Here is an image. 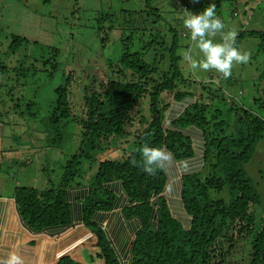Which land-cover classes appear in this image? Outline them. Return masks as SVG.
<instances>
[{
    "label": "trees",
    "instance_id": "1",
    "mask_svg": "<svg viewBox=\"0 0 264 264\" xmlns=\"http://www.w3.org/2000/svg\"><path fill=\"white\" fill-rule=\"evenodd\" d=\"M151 2L108 0L107 10L94 12L84 26L93 31L92 40L81 53L86 50L102 60H88L76 69L62 63L64 53L57 47L0 33L8 41L5 55H0V141L6 128L15 144L0 149V156L14 153L6 165L0 157V177L9 175L10 164L23 156L22 164L28 165L37 153L42 159L49 151L65 155L73 123L81 141L60 167L44 170L46 188L15 185L13 198L28 231L66 232L80 205L81 223L99 249L87 264H119L98 216L122 205L123 218L139 223L129 243V264H264V164L257 160L264 117L228 103L223 93L219 97L222 88L217 85L214 90L201 87V97L194 98L179 54L189 49L182 38L190 30L182 31L178 20H166ZM212 3L217 14L219 0H199L196 14ZM188 6L178 2L187 11ZM245 35L258 39L264 55V32L245 31L239 37ZM239 37L233 44L237 49ZM55 78L59 84L50 89L53 99L39 117L34 111L37 93L45 91L44 80ZM224 80L227 86L231 77ZM20 82L28 87L21 91L30 93L26 103L15 91ZM260 97L264 112V92ZM122 146L120 158L102 159ZM144 147L164 149L189 167L177 188L185 221L173 215L161 196L169 186L166 164L151 175L143 171ZM76 190L86 193L80 198ZM57 264L80 263L67 256Z\"/></svg>",
    "mask_w": 264,
    "mask_h": 264
},
{
    "label": "rangeland",
    "instance_id": "2",
    "mask_svg": "<svg viewBox=\"0 0 264 264\" xmlns=\"http://www.w3.org/2000/svg\"><path fill=\"white\" fill-rule=\"evenodd\" d=\"M113 1L115 2L116 0ZM151 1L154 6L161 9V15L164 16L166 20L172 23H174V19L178 20L180 24L179 27L182 31L187 29L184 26V13L190 12L196 14L197 8H195V4L199 2V0ZM201 1L213 2L216 0ZM219 1H222V3L217 15L220 17L225 27L221 32L217 33L215 37L211 38L213 43H223V37L227 36L230 32L236 34L235 39L245 31L246 33L264 32V0ZM178 2L181 4H188V11L183 7H178ZM107 3L108 0H0V33L1 35L7 33L14 34L39 44L57 47L64 53L61 60L62 63L67 65L70 64L72 68L76 69L77 65L86 64L88 60L94 61L101 59V55H89L85 53L86 50L83 53L81 52L82 48L86 49V42H91V35H93V31L91 32L84 26H89L88 22L93 17L94 12L107 10V8H109ZM245 3L247 6H244ZM249 8H253V10L250 12L248 10ZM246 9L249 11L248 13H244V10ZM113 37L117 40L116 34L111 36V38ZM0 39V41H2L0 42V55H5L4 50L6 49V45H8V41L4 40L1 36ZM191 42V34H187L185 38H182L183 46L185 47L189 44V49H183L182 51H179V54L182 57L181 68L184 73L183 76L190 78V90L194 93V98L199 99L201 97V87L202 89L205 88V90H207L208 87L214 90L217 85L222 88V92H218L219 97H222L223 93L228 103H234L237 106L250 110L254 115L264 117V112L259 107V96L263 98L264 92V79L260 78V76L263 75L262 73H264V55L262 52H259L258 39L251 36L246 37V35L245 37H239L236 46L242 53H251V58L247 64L234 63L232 75L230 76L231 80L226 81L227 86L223 75L216 70L213 69L205 72L199 68L195 71L191 68L193 60L199 61L204 58L203 53L198 48V44L196 42H192L193 44H191ZM93 43L94 44L91 47L95 49V46L98 45L96 42ZM68 46L76 48L72 49ZM33 48L34 47L31 49ZM96 49H99V47ZM72 51L73 55L70 54ZM183 51L184 55H182ZM27 55L36 54L28 53ZM189 56L191 57V60L186 58ZM111 57H113V55H111ZM38 66L41 68V65ZM210 79H213V85L208 84ZM22 83L23 82H20V84L17 83L14 86L16 93H21L20 96L23 95L22 98H24V100H22V103H26L30 99V93L28 90L21 91L22 89L28 88L27 86L22 87ZM58 84V78L52 79V81L44 80L45 91L43 93H37L38 95L36 96V99L38 107L34 108V111L39 112V117L47 112L46 106L48 105V102L53 99L50 94L51 87L57 86ZM174 105L176 104L173 103V106ZM8 108L9 106L7 104L4 110L6 111ZM0 110L1 114H3L2 106H0ZM72 125L74 126L69 128V136L67 139L70 147L66 150L67 153L65 155H63L62 152H60L61 154H58L54 151H49L46 154L47 159H42L41 153H37L33 163L28 165L24 163L22 164V162H25L26 160V157L23 156V159H18L16 164H14V162L10 164L13 169L12 172H9V175L11 176L10 178H8L9 175L7 173L2 174L3 176L0 177V186L6 188L3 183L10 186L11 183L14 185L17 182V185L21 188L36 187L37 189H45L46 183L44 185V182L46 179L44 177V170L49 171L53 168L60 167L59 165H62L69 158V154L75 153V148L81 141L80 129L77 125L73 123ZM9 131L10 130L6 128H3L1 131L4 136L2 142L0 141V147L2 149H7L13 145L15 146V144L12 145V141L9 139V136H7L11 135ZM21 142L23 141H20L18 144ZM259 144L258 148L260 149L263 147V149L260 150L259 153H261V157L257 160L259 161L261 159L259 165H263L264 141ZM121 149H123V146L119 147L117 150L111 149L109 154L103 156L102 159L113 160L117 157L120 158L121 153L119 151ZM8 153L9 152L3 153L0 157H4V161L8 160L10 155L13 157L14 153L7 155ZM15 154L18 156V153ZM251 169L253 168L251 167ZM19 171L22 172L21 175L18 174ZM59 174L60 172H58L56 176H53V179L57 181ZM250 176V178L253 177L252 174H250ZM181 213V217H184V212L181 211ZM181 217L178 216L179 220L182 221ZM86 260L88 261L87 258Z\"/></svg>",
    "mask_w": 264,
    "mask_h": 264
},
{
    "label": "crops",
    "instance_id": "3",
    "mask_svg": "<svg viewBox=\"0 0 264 264\" xmlns=\"http://www.w3.org/2000/svg\"><path fill=\"white\" fill-rule=\"evenodd\" d=\"M13 157L10 155L9 161L3 160L2 162H5L6 165ZM166 168L169 186L166 191L161 193V196L166 199L173 215L178 218V216L181 217V211H184L179 203L180 196L177 188L180 186L179 179L186 172L185 169L189 167L185 162H176L172 158L171 162L166 163ZM3 185L6 188L0 186V260H7L9 254L15 253L21 257L23 264H57L61 258L67 256L77 263L87 264L86 258L89 259L90 256L99 253L95 236L91 235L81 223L80 205L75 206L76 216L73 218V226L66 232L53 231L52 233L34 234L28 231L23 224L13 198L15 185L18 186L17 182L14 185L11 183L10 186L4 183ZM74 193H77L81 198L83 194L85 195L86 190H76ZM122 200H124V204L126 201L123 197ZM122 207L120 205L114 212L102 213L98 219L105 234L108 235L118 252L119 264H129V257H127L130 251L129 243L133 240L139 223L135 220L130 222L125 220L121 213ZM181 219L185 221V213ZM95 264L104 263L102 260H97Z\"/></svg>",
    "mask_w": 264,
    "mask_h": 264
},
{
    "label": "clouds",
    "instance_id": "4",
    "mask_svg": "<svg viewBox=\"0 0 264 264\" xmlns=\"http://www.w3.org/2000/svg\"><path fill=\"white\" fill-rule=\"evenodd\" d=\"M184 26L190 30L191 40L198 44V48L204 56L202 60L192 61L191 68L194 71L197 68L205 72L214 69L227 79L232 75L234 63L247 64L250 61L251 53H242L233 46L236 35L234 32L224 36L223 43H213L211 38L215 37L225 27L216 14L215 3L210 4L199 14L187 12ZM186 58L191 60L190 56ZM142 153L144 158L143 171L149 175L157 169L162 170L164 165L171 162L173 158L170 152L159 148L144 147ZM0 264H23V261L21 257L11 253L7 260H0Z\"/></svg>",
    "mask_w": 264,
    "mask_h": 264
}]
</instances>
